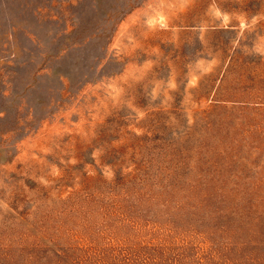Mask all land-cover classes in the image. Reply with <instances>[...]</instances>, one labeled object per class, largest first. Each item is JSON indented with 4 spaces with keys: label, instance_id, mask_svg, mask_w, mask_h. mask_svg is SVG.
<instances>
[{
    "label": "rangeland",
    "instance_id": "1",
    "mask_svg": "<svg viewBox=\"0 0 264 264\" xmlns=\"http://www.w3.org/2000/svg\"><path fill=\"white\" fill-rule=\"evenodd\" d=\"M0 264H264V0H0Z\"/></svg>",
    "mask_w": 264,
    "mask_h": 264
}]
</instances>
